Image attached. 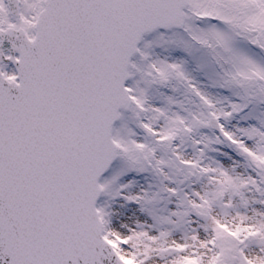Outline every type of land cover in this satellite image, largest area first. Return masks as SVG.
<instances>
[{
  "label": "snow or ice",
  "instance_id": "snow-or-ice-1",
  "mask_svg": "<svg viewBox=\"0 0 264 264\" xmlns=\"http://www.w3.org/2000/svg\"><path fill=\"white\" fill-rule=\"evenodd\" d=\"M0 264H264V0H0Z\"/></svg>",
  "mask_w": 264,
  "mask_h": 264
}]
</instances>
